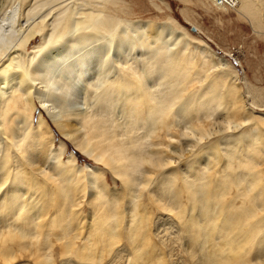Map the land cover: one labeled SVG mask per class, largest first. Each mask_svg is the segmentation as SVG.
<instances>
[{"label": "bare ground", "instance_id": "obj_1", "mask_svg": "<svg viewBox=\"0 0 264 264\" xmlns=\"http://www.w3.org/2000/svg\"><path fill=\"white\" fill-rule=\"evenodd\" d=\"M73 1L71 9L66 0H34L16 39L0 44V239L37 236L41 207L28 189L36 190L40 176L60 178L64 200H70L72 184L86 180L94 192L93 221L113 233L115 215L109 213L119 193L106 189L95 165L102 164L121 181L128 209L142 182L156 202L172 206L181 173L192 231L178 230L183 241L189 237L194 263L202 264L207 253L211 264H264V169L256 160L264 137L254 124L232 129L230 87L193 72L192 53L186 52L191 42L171 21H132L100 8L114 0ZM9 3L0 0V34L14 28ZM223 3L237 7L246 0ZM39 36L42 41L28 52ZM90 104L93 111L83 110ZM118 104L127 117L121 130L109 120ZM188 111L195 122L189 130ZM178 119L186 125L176 137ZM52 125L95 164L66 155V142L55 143ZM148 135L157 140L152 150ZM176 138L183 149H176ZM7 252L2 254L9 262Z\"/></svg>", "mask_w": 264, "mask_h": 264}, {"label": "rangeland", "instance_id": "obj_2", "mask_svg": "<svg viewBox=\"0 0 264 264\" xmlns=\"http://www.w3.org/2000/svg\"><path fill=\"white\" fill-rule=\"evenodd\" d=\"M67 1L64 2V6L69 4L71 9L76 4V1L69 0L68 3ZM9 2L14 28L12 33L0 34L2 45L16 39L20 27L28 19L29 9L34 4V0H9ZM70 2L75 3L72 5ZM223 2L221 3V0L216 2L215 0H114L110 4L103 5L105 8L103 6L100 8L132 21L143 20L155 23L171 21L177 31L185 33L186 38L191 42L186 52L192 53L190 61L193 64V72H199L200 76L205 75V77L210 74L208 80L213 79L217 84L223 83L225 90L230 87L231 92L227 90L229 94L226 93V98L231 110L232 129L236 128V125H240L243 129L254 124L253 126L258 127L264 137V0H246L244 5L238 3L237 7ZM47 8L40 11L41 13L34 17V20L32 19L31 28L42 20L40 16L47 11ZM32 15L34 16V13ZM50 18L51 16L48 20ZM48 20L46 18V21ZM41 41L40 36L32 41L27 47L28 52H31ZM183 44L180 43L176 48ZM202 47L205 51H202ZM205 59L209 63H206ZM207 73L209 74L206 76ZM234 83L236 85L233 86ZM36 105L41 107L37 99ZM82 108L93 111L95 107L90 104ZM113 110L115 112L111 113L114 115L111 114L109 120L120 124L117 129L121 130L123 124L126 125L127 117L121 112L120 105L113 107ZM191 112L188 111L187 116L184 114L186 117L182 115L189 120L187 122L188 120L184 119L187 125L189 123L191 125L189 128L187 126L188 130L195 124ZM38 118L39 113L36 110V122ZM248 118L251 121L247 122ZM191 121L194 124H191ZM176 122V137H178V129L184 128L186 124L185 122L184 125L179 124L180 119ZM52 127L55 143L58 145L60 139L65 140L66 155L74 153L80 164H95L72 142L64 139L55 126ZM240 127L238 129H241ZM148 136L151 138H147L146 141L150 142L149 148L153 149L157 140L154 141L152 135ZM162 141L164 145L161 146L167 149L168 140L163 138ZM176 147L178 150L183 149L178 138H176ZM260 147L257 148L256 160L260 162L259 167L264 169L263 140ZM166 155H168L167 151L164 153V156ZM182 164L184 165V162ZM95 165L102 168L101 175L103 183L107 186L106 189H118L114 192V194L119 193L117 196L115 194L117 198L112 207L114 214L109 213L115 215V222L113 221V225L116 226L115 231L111 233L107 224L99 225L98 221H93L94 206L91 205V193L94 192L87 187L86 180L79 182L78 185L72 184L71 198L64 200L59 192V184H62L60 178L52 180L39 175L40 177L37 178L42 185L39 184L36 190L27 187L28 192L36 193V201L39 202V208L41 207L37 213V216L39 215L37 217L39 223L35 229L37 236L12 238L6 242L0 239V264H196L190 251L189 237L187 242L183 241L178 230V226H182L185 231H190L192 224L189 213V188L182 176H178L181 173H176V189L173 193L175 199L172 201V206L168 207L164 201L156 202V197L142 182L136 193L135 204H130L129 210L126 206L128 196L117 175L105 165ZM44 167L46 170L47 166ZM133 213L138 214L136 219H133ZM103 226L106 228L103 229ZM4 250H8L7 253L11 254L9 262H6L2 254ZM201 257L205 258L199 260L202 264H211V261L207 260V253L202 254Z\"/></svg>", "mask_w": 264, "mask_h": 264}]
</instances>
